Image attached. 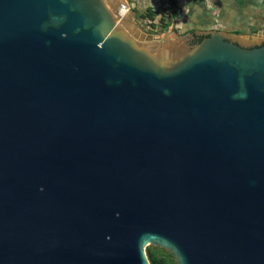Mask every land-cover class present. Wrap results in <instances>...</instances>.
<instances>
[{"label": "water", "instance_id": "95a60500", "mask_svg": "<svg viewBox=\"0 0 264 264\" xmlns=\"http://www.w3.org/2000/svg\"><path fill=\"white\" fill-rule=\"evenodd\" d=\"M123 7L0 0V264H264V40Z\"/></svg>", "mask_w": 264, "mask_h": 264}, {"label": "crops", "instance_id": "0c3cea01", "mask_svg": "<svg viewBox=\"0 0 264 264\" xmlns=\"http://www.w3.org/2000/svg\"><path fill=\"white\" fill-rule=\"evenodd\" d=\"M131 1V8L140 14L147 9L152 10V23L158 25L161 21L163 24L167 22L174 31L186 34L215 29L244 37L248 32L246 24L260 25L264 22V0ZM172 12H177V15H172Z\"/></svg>", "mask_w": 264, "mask_h": 264}, {"label": "rangeland", "instance_id": "374dc122", "mask_svg": "<svg viewBox=\"0 0 264 264\" xmlns=\"http://www.w3.org/2000/svg\"><path fill=\"white\" fill-rule=\"evenodd\" d=\"M132 3L131 0H124V6L127 7ZM133 12V22L137 25L136 29L145 35H169L170 33H174L178 37L168 38L167 41H175L179 38V41L182 40L187 34L176 32L169 27V23L165 24H154L148 19L147 10L143 14L137 12V10L132 9L131 5L128 7ZM148 16V17H147ZM148 20L150 22H148ZM246 29L248 32L243 35H237L236 38H241L245 42H260L264 40V22L260 25L256 24H246ZM246 37V38H245ZM155 42H164L163 37L159 39L152 40ZM147 259L149 264H177L174 256L166 249L156 247V246H148L145 249Z\"/></svg>", "mask_w": 264, "mask_h": 264}, {"label": "trees", "instance_id": "16d2710c", "mask_svg": "<svg viewBox=\"0 0 264 264\" xmlns=\"http://www.w3.org/2000/svg\"><path fill=\"white\" fill-rule=\"evenodd\" d=\"M169 1H171V3H174V1L173 0H169ZM147 15L149 16H147L148 17V19L150 20V21H153V12H152V10L151 9H147ZM172 15H177V12H172ZM161 21V20H160ZM163 22L161 21V24H162ZM165 24V23H164ZM202 38L201 37H199L198 38V41L197 42H199L200 40H201Z\"/></svg>", "mask_w": 264, "mask_h": 264}, {"label": "flooded vegetation", "instance_id": "af4514ba", "mask_svg": "<svg viewBox=\"0 0 264 264\" xmlns=\"http://www.w3.org/2000/svg\"><path fill=\"white\" fill-rule=\"evenodd\" d=\"M198 38H199L198 36H193V37L190 38V41L189 42L191 44L197 43ZM251 47H254V46H251Z\"/></svg>", "mask_w": 264, "mask_h": 264}, {"label": "bare ground", "instance_id": "6f19581e", "mask_svg": "<svg viewBox=\"0 0 264 264\" xmlns=\"http://www.w3.org/2000/svg\"><path fill=\"white\" fill-rule=\"evenodd\" d=\"M128 12V9L127 8H122L121 10H120V15L121 16H124L126 13Z\"/></svg>", "mask_w": 264, "mask_h": 264}, {"label": "built area", "instance_id": "2783aa9c", "mask_svg": "<svg viewBox=\"0 0 264 264\" xmlns=\"http://www.w3.org/2000/svg\"><path fill=\"white\" fill-rule=\"evenodd\" d=\"M123 8H125V7H123Z\"/></svg>", "mask_w": 264, "mask_h": 264}]
</instances>
